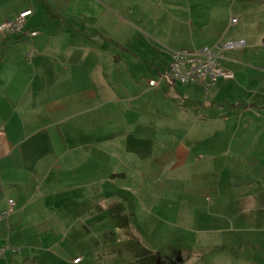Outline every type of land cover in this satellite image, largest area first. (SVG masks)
Wrapping results in <instances>:
<instances>
[{"label": "crops", "instance_id": "crops-1", "mask_svg": "<svg viewBox=\"0 0 264 264\" xmlns=\"http://www.w3.org/2000/svg\"><path fill=\"white\" fill-rule=\"evenodd\" d=\"M242 1L254 37L232 38L230 0H0V24L32 11L40 31L0 35V264H64L78 227L118 219L159 223L154 264L177 258L174 219L203 264H264V9ZM219 42L233 80L164 78L173 51Z\"/></svg>", "mask_w": 264, "mask_h": 264}, {"label": "rangeland", "instance_id": "rangeland-1", "mask_svg": "<svg viewBox=\"0 0 264 264\" xmlns=\"http://www.w3.org/2000/svg\"><path fill=\"white\" fill-rule=\"evenodd\" d=\"M241 4H244V1L235 0L234 3L233 0H230V4L228 3L229 15L227 22H229L231 36L234 38V36L242 30L245 31V27L247 26L249 27L251 36L254 37L259 24L252 18L249 19V23H245L242 15V9L239 6ZM248 4L261 6L264 9V0H259L253 3L248 1ZM231 7L233 8L231 9ZM237 16H239V23L232 26L231 22L234 18H237ZM259 40L260 38L258 41ZM243 52H245V48L239 47L236 49V52H232L230 54V57L231 55L233 56L236 54V56L241 58H247V53L243 54ZM181 88V86L178 87V89ZM120 220L121 219L108 220V225L102 224L92 226L88 232H85L83 229L84 227H78L77 229L80 231L79 234H77V236L72 235L71 242L65 244V247L69 246L70 250L64 253V264H74L75 255L78 254H83L85 256V261L82 264H154L151 260V254H149L147 247L153 245L156 248H159V245L157 243H153L150 238V231L154 228L153 225H158L159 223H155V220L152 221L151 219L150 221L147 220L143 223L142 226L137 224H125V226L122 227L124 222L120 225V227L110 224L112 221ZM117 228H119L120 231H117ZM186 229L187 227L181 229L176 226L175 219L173 224L167 225L166 238H169V240L160 246L167 254H172L177 258H165L163 259V264H170L171 262L172 264H203L200 262V259L194 255L196 254L195 247L197 244V234L194 231ZM121 230H123V233H121ZM107 233H109L108 236L106 235ZM124 237L125 239L123 240L122 238ZM177 238H179V241L176 240ZM170 242H172L171 246ZM172 246H176V250H173ZM180 256L183 257L179 259ZM161 263L162 262H160V264ZM155 264H158V262H155Z\"/></svg>", "mask_w": 264, "mask_h": 264}, {"label": "built area", "instance_id": "built-area-1", "mask_svg": "<svg viewBox=\"0 0 264 264\" xmlns=\"http://www.w3.org/2000/svg\"><path fill=\"white\" fill-rule=\"evenodd\" d=\"M32 11H26L18 15L13 20H7L0 24V35L22 37L25 34L29 38L40 35L37 29L25 31L28 18ZM237 19L233 23H237ZM235 44L214 43L203 46L198 49H182L171 53V61L168 71L165 73V79H168L173 85H195L209 89L218 81H230L235 78L233 72L228 70L226 63V52L235 47ZM13 202L9 211H0V219L6 218L13 211ZM10 251L15 249L7 244H0V259L4 258ZM78 258L75 264L81 263Z\"/></svg>", "mask_w": 264, "mask_h": 264}]
</instances>
